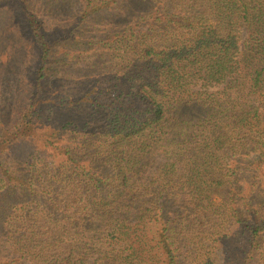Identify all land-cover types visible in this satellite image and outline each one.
I'll use <instances>...</instances> for the list:
<instances>
[{"label": "trees", "instance_id": "obj_1", "mask_svg": "<svg viewBox=\"0 0 264 264\" xmlns=\"http://www.w3.org/2000/svg\"><path fill=\"white\" fill-rule=\"evenodd\" d=\"M142 1L148 9L107 44L118 74L139 68L127 105L111 111L108 139L53 133L44 170L25 169L28 185L6 181L0 264H264V0ZM244 162L262 188L254 209L238 186ZM231 225L246 242L235 254L224 250Z\"/></svg>", "mask_w": 264, "mask_h": 264}, {"label": "rangeland", "instance_id": "obj_2", "mask_svg": "<svg viewBox=\"0 0 264 264\" xmlns=\"http://www.w3.org/2000/svg\"><path fill=\"white\" fill-rule=\"evenodd\" d=\"M103 1L0 0V135L26 111L30 114L22 139L11 144L10 150L8 146L0 149V253L10 251L2 233L14 195L3 190L6 181L11 186L28 185L30 175L25 169L34 175L44 170V141L50 137L54 143L53 133L61 132L64 143L71 138L108 139L111 111L128 103L126 83L139 68L125 77L118 74L120 65L111 59L107 44L148 6L142 0ZM100 6L106 10L98 13ZM39 36L46 41L44 54ZM163 162L162 157H154L144 177ZM250 169L246 162L239 166L238 186L245 200L253 197L252 209L260 201L262 188ZM230 229L233 234L224 250L239 253L246 243L244 236L237 226Z\"/></svg>", "mask_w": 264, "mask_h": 264}]
</instances>
